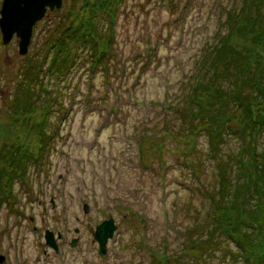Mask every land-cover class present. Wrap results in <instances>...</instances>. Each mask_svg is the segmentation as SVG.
Wrapping results in <instances>:
<instances>
[{"label":"rangeland","instance_id":"374dc122","mask_svg":"<svg viewBox=\"0 0 264 264\" xmlns=\"http://www.w3.org/2000/svg\"><path fill=\"white\" fill-rule=\"evenodd\" d=\"M240 2L125 0L114 13L115 20L108 21L107 13L98 19L92 32L97 51L102 41L110 45L108 61L96 70L80 65L81 58L72 62L75 71L65 77V92L53 86L54 96H63L62 111L67 112L60 120L54 113L49 123L55 129L59 120L60 128L56 127L45 158L39 166L26 167L14 183L5 182L0 174V186L5 188L0 190V264H178L186 240L179 229L185 227L189 213L191 219L197 217L193 212L198 207H208L202 192L207 184L215 189L216 182L212 161L204 159V136L180 127L188 120L187 106L198 110L192 117L196 129L204 127L208 115L195 102H209L213 94L208 88H196L192 94L199 80L206 83L221 73L229 81L232 76L211 51L218 35L227 31L226 9H238ZM46 14L33 26L25 54L18 53L15 35L7 43L0 37V156L4 160L11 144L37 152L40 127L46 123L41 108L23 115L12 108L28 55L36 53L46 31L62 17L74 26L86 25L90 11L83 0H63L57 11ZM109 23L114 31L110 40ZM252 34L234 33L228 39L245 60L253 61L252 72L259 73L264 46ZM48 73L36 77L40 84L49 86ZM51 105L54 112L56 104ZM179 124L176 134H168L166 128L177 130ZM194 143H198L196 157ZM239 143L228 137L222 153L233 152ZM196 159L197 168L192 166ZM8 165L6 171L11 172L12 164ZM198 175L202 190L195 186ZM109 215L116 228L101 254L92 234ZM207 215L205 211L197 219L204 222ZM45 230L52 233L55 248L47 242ZM217 244L219 250L205 259L206 264H243L234 246ZM162 254L167 258L162 259ZM191 255L185 252L184 258Z\"/></svg>","mask_w":264,"mask_h":264},{"label":"trees","instance_id":"16d2710c","mask_svg":"<svg viewBox=\"0 0 264 264\" xmlns=\"http://www.w3.org/2000/svg\"><path fill=\"white\" fill-rule=\"evenodd\" d=\"M124 1L83 0L90 11L86 25L74 26L66 23L62 17L60 23L51 31H46L44 40L36 48V53L28 55L26 65L21 71L23 81L19 83L12 108L14 113L22 115L30 109L41 108L45 112L46 123H42L44 126L40 127L41 141L37 152L27 148L20 149V145L11 144L5 152V160L0 156V174L2 178L5 175V182L14 183L21 179L17 177L22 176L26 167L39 166V162L45 158L44 154H47V149L49 151L52 146L49 142L59 126L58 122L55 129L50 128L53 114L60 120L67 112V109L62 111V100L56 103L61 94L56 93L54 96V90L65 92V77L70 71H75L72 62L81 58L80 65L88 64L89 69L96 70L108 61L110 45L107 41H102L101 50L97 51L95 34L92 31L98 25V19L106 13L109 15L108 21L115 20L114 13L117 14ZM225 13L227 31L225 36L218 35L217 44L213 45L211 53L214 52L212 55L226 64L229 68L228 76L232 75V80L226 81L223 79L226 75L220 73L216 79L206 83L199 80L193 87L194 95L196 88H208L213 94L205 105L201 101L195 102L197 107L204 108L208 115L201 130L196 129L197 123L192 118L198 115V110L193 106L185 108L188 120L182 123V127L179 124L177 130L172 131L166 128L168 134L172 135L179 131V127L180 130L203 135L206 142L204 159L212 161L215 168L213 174L216 175L215 189L212 190L208 184L207 188H204L203 184L200 187V183H203L201 175L194 179L195 183L200 181L195 185L197 188H204L202 195L207 198L208 207L204 210L198 207L193 212L197 217L192 216L191 219L189 213L185 227L179 229V235L186 236V240L182 245L185 247L183 253H180L179 259L176 258L178 264H206L205 259L219 250L216 248L219 242L234 246L236 258H240L243 264H264V65L258 62L259 73L252 72L255 70L252 60H245V54L229 43L228 39L234 33L253 32L252 38L264 46V0H241L238 9L227 8ZM107 32V39L110 40L114 33L113 23L108 24ZM80 47L83 49L80 50ZM47 60V64H43ZM47 72L50 74L49 79L47 78L49 86H44L45 83L40 84L36 77ZM39 88L41 91H38ZM189 98L191 102L194 101L192 96ZM52 102L56 104L54 112ZM230 121L235 125L232 126ZM228 137H234L240 143L233 152L227 150L222 153ZM197 149L198 143L192 144L195 157ZM198 154L200 155L199 152ZM196 161L198 160L194 163ZM9 162L12 164L11 172L6 171V167L10 166ZM192 166L197 168L198 163ZM191 176H194L193 171ZM6 185L7 189L8 184ZM0 190L5 188L0 186ZM7 193L9 191H6ZM190 205L191 201L188 202V206ZM205 211L208 212V220H198V216ZM188 251L193 255L184 258L185 252ZM166 258L167 256L162 254V259ZM195 258L198 260L192 262Z\"/></svg>","mask_w":264,"mask_h":264},{"label":"water","instance_id":"95a60500","mask_svg":"<svg viewBox=\"0 0 264 264\" xmlns=\"http://www.w3.org/2000/svg\"><path fill=\"white\" fill-rule=\"evenodd\" d=\"M26 1V3H25ZM36 1L38 7H36ZM63 0H2L0 6V28L2 30L3 43L9 42L11 36L14 35L18 38V53L25 54L27 52V46L30 43V39L33 32V23L41 19L46 9L60 8ZM29 4V5H28ZM30 15L28 10L31 9ZM28 15V17H27ZM17 18H20L16 20ZM36 20V21H35ZM87 208L84 207V210ZM116 228L114 219L110 216L102 220L95 225L93 237L97 241L98 251L103 254L106 251V242L108 237L113 235V231ZM102 232H106L109 235H102ZM45 237L47 242L52 246H56L52 238V233L45 230ZM75 239H72L73 244ZM55 248V247H54Z\"/></svg>","mask_w":264,"mask_h":264},{"label":"bare ground","instance_id":"6f19581e","mask_svg":"<svg viewBox=\"0 0 264 264\" xmlns=\"http://www.w3.org/2000/svg\"><path fill=\"white\" fill-rule=\"evenodd\" d=\"M30 1H31V0H30ZM62 2H63V1H62ZM0 3H2V0H1ZM25 3H26V1H25ZM34 3H36V1H34ZM28 5H29V4H28ZM32 7H34V5H32V6H31V9L28 10V15H30V11H32ZM36 7H38L37 3H36ZM38 8H39V7H38ZM55 9H59V8H55ZM52 10H54V9H51V10L46 9V13H47L48 11L52 12ZM46 13H45V15H44L43 17H45V16L47 15ZM28 15H27V17H28ZM30 16H31V15H30ZM43 17H42V18H43ZM42 18H41V19H42ZM18 19H20V18H17L16 20H18ZM39 20H40V19H39ZM39 20H38V21H39ZM35 21H36V20H35ZM38 21L35 22L36 25H37V22H38ZM55 24H56V23H55ZM34 25H35V24L33 23V26H34ZM51 30H52V29H50V31H51ZM1 33H2V30H1V28H0V37H2V39H3V36L1 35ZM13 33H14V35H15V32H13ZM14 35H13V36H14ZM13 36H11L10 40L12 39ZM2 39H1V42H3ZM4 43H7V42H4ZM18 45H19V44H18ZM18 45H17V49H18ZM27 47H28V46H27ZM27 50H29V47H28ZM19 54H20V52H19ZM65 90H66V89H65ZM62 97H63V96H61V97L58 96V99L62 100V103H63V99H62ZM58 99H56V103L59 102ZM53 105H54V104H53ZM50 113H52V108L50 109ZM53 115H54V114H53ZM51 116H52V115H51ZM58 122H59V120H58ZM58 122H57V123H58ZM84 207H86V206L84 205ZM86 211H87V209H86ZM110 216H111V215H109L108 217H110ZM111 217H112V216H111ZM112 218H113V217H112ZM113 219H114V218H113ZM114 222H115V221H114ZM102 235H109V234H107L106 232H102ZM110 237H111V236H110ZM110 237H108V239H109Z\"/></svg>","mask_w":264,"mask_h":264}]
</instances>
